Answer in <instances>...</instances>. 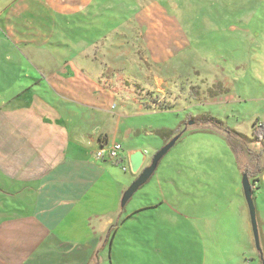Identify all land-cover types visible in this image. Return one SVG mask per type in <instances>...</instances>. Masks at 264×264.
Masks as SVG:
<instances>
[{"label":"crops","instance_id":"obj_1","mask_svg":"<svg viewBox=\"0 0 264 264\" xmlns=\"http://www.w3.org/2000/svg\"><path fill=\"white\" fill-rule=\"evenodd\" d=\"M105 6L95 0H0V264H112L120 225L136 224L140 213L157 212L166 204L164 197L151 199L147 191L125 210L122 195L137 175L130 171V180L118 177L113 163L96 158L102 146L116 143L122 152L115 165L125 162L129 167V155L142 152L146 167L157 152L140 146L137 137H157L158 130L127 127L128 116L114 112L118 97L136 106L138 116L156 112V103L117 92L115 74L156 93L169 90L172 78L162 74L173 56L164 21L157 20L154 7L139 9L132 2L111 7L122 11L118 22L117 14L109 17ZM139 47L150 59L149 70L137 60ZM218 83L225 92L213 96V103L233 95L229 79L213 82ZM165 130L174 137L182 134L179 128ZM162 141L164 146L170 140ZM238 195L242 201L232 212L233 220L225 214L215 232L234 242L233 247L245 248L235 264H261L263 176L252 195L262 254L253 247L242 187ZM134 231L128 230L125 244L135 246Z\"/></svg>","mask_w":264,"mask_h":264},{"label":"rangeland","instance_id":"obj_2","mask_svg":"<svg viewBox=\"0 0 264 264\" xmlns=\"http://www.w3.org/2000/svg\"><path fill=\"white\" fill-rule=\"evenodd\" d=\"M130 2L139 9L154 7L157 20L164 21L173 57L162 74L172 76L171 88L144 91L116 73L117 92L135 101L156 103V112L142 111L138 116L136 106L119 97L114 112L128 116L127 127L179 128L182 135L124 209L129 211L147 191L152 192L151 199L152 195L164 197L166 204L157 212L140 213L136 224L124 221L120 225L112 264H235L245 248L233 247L234 242L219 237L222 233L215 230L222 227L225 214L233 220L232 212L242 201L238 190L243 171L256 174L250 181L264 178V147L252 141L235 145L237 161L226 144V133L200 123L208 115L230 130L251 136V127L264 120V0H95L96 5H106L109 17L116 13L118 22L123 20L122 11L110 8ZM137 60L150 69V59L140 47ZM222 78L233 84V95L228 101L213 103L212 95L225 92L220 83L213 84ZM157 137L142 134L137 139L153 154L163 146ZM111 163L115 175L132 178L125 162ZM261 208L264 211L262 202ZM131 227L138 239L135 246L125 244Z\"/></svg>","mask_w":264,"mask_h":264},{"label":"water","instance_id":"obj_3","mask_svg":"<svg viewBox=\"0 0 264 264\" xmlns=\"http://www.w3.org/2000/svg\"><path fill=\"white\" fill-rule=\"evenodd\" d=\"M181 134L176 135L173 137L166 145H164L159 151H157L150 161V164L146 167H143L144 164V154L142 152H135L129 155L128 163L130 171L137 175L136 179L131 183V185L127 188V190L123 193L121 198V207H124L128 201L134 196V194L143 187L153 176L160 161L163 157L170 151V149L174 146V144L178 141ZM241 187L243 196L248 208L250 224L253 233L254 244L257 251L261 254V249L259 245V236H258V229L256 223V211L253 202V189L250 179L247 173L242 174L241 178ZM262 260V258H260ZM264 264L263 260L262 263Z\"/></svg>","mask_w":264,"mask_h":264},{"label":"trees","instance_id":"obj_4","mask_svg":"<svg viewBox=\"0 0 264 264\" xmlns=\"http://www.w3.org/2000/svg\"><path fill=\"white\" fill-rule=\"evenodd\" d=\"M212 96H215V94ZM207 124H209V126H212L214 129H218V130L226 133L225 138H226L227 144L235 155H236L235 145H241L244 142L252 141V142H256V143L260 144L261 146H263L264 124H262V125L261 124H259V125L255 124L254 125V129L252 131V136H253L252 140L247 138L245 135H243L241 133H238L234 130H230V129L226 128L220 120L215 119L213 117H210L208 115L206 116L205 121L203 123L201 122L200 125L201 126H207ZM156 135L159 136L161 139H163L166 142L168 140H171L174 137V134L171 131H168L165 129L158 130L156 132ZM237 142H239V143H237ZM262 152L264 154V149L262 150ZM237 161H238V159H237ZM261 168H263V167H261ZM259 170H262V169H259ZM243 173H247L249 179L254 178V176L256 175L255 173H250L248 170L243 171ZM108 236H109V234H108Z\"/></svg>","mask_w":264,"mask_h":264},{"label":"built area","instance_id":"obj_5","mask_svg":"<svg viewBox=\"0 0 264 264\" xmlns=\"http://www.w3.org/2000/svg\"><path fill=\"white\" fill-rule=\"evenodd\" d=\"M122 147L119 144H111L110 146L104 145L96 153V158L99 160H106L109 162L118 163L121 160ZM123 170L126 171V167H123ZM256 181L252 184L255 186Z\"/></svg>","mask_w":264,"mask_h":264},{"label":"flooded vegetation","instance_id":"obj_6","mask_svg":"<svg viewBox=\"0 0 264 264\" xmlns=\"http://www.w3.org/2000/svg\"><path fill=\"white\" fill-rule=\"evenodd\" d=\"M254 179V178H253ZM255 180V179H254Z\"/></svg>","mask_w":264,"mask_h":264}]
</instances>
